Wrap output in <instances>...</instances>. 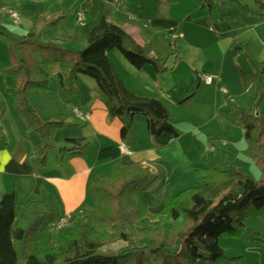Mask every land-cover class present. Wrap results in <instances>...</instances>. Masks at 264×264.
I'll return each mask as SVG.
<instances>
[{"label": "crops", "instance_id": "0c3cea01", "mask_svg": "<svg viewBox=\"0 0 264 264\" xmlns=\"http://www.w3.org/2000/svg\"><path fill=\"white\" fill-rule=\"evenodd\" d=\"M114 2L0 0V31L8 35L0 36V67L12 59L7 41L17 43L26 35L33 17L56 13L57 22L40 27V42L79 52L101 17L114 9ZM214 4L212 17L207 0H122L111 17L140 45L154 37L152 54L167 58L168 69L159 72L150 64L137 68L118 49L109 52L119 76L132 92L157 98L168 108L178 130L176 137L168 133L149 135L146 117L137 115L130 136L122 138L121 121L109 116L96 81L81 74L72 83L69 74L55 63L44 69L50 82L48 91L76 94L79 99L76 97L72 103L71 113L77 106L89 115L86 122L67 120L62 129L73 127L62 138L60 147L73 146L66 142L68 138H82L88 145L84 153L66 150L73 166L65 171L62 162L56 172L46 176L44 166L31 163L32 156L37 155L35 144L40 135L27 129L5 90V86L14 84V79L0 73V200L5 192L13 191L20 216L29 200L48 204L53 194L60 199L64 216L87 214L98 225L101 221L92 216L93 198L85 194L80 199L75 194L76 184L80 182L83 190L94 173L109 174L116 162L146 165L152 170V184L140 195L150 216L162 209L168 195L203 184L195 168H226L235 163L257 173L256 163L245 152L247 142L234 106L252 109L255 115L264 117V0H214ZM8 9L17 10L20 18L12 17ZM172 33L176 38L170 37ZM242 71L255 76L246 88ZM202 74L212 75L213 81L206 82ZM50 101L59 104L57 97ZM34 107L42 112V118L58 113L36 104ZM52 144L56 145L54 141ZM48 206L57 214L55 206ZM247 221L253 232L222 239L228 259L221 264H264V214ZM237 256L244 261L230 260Z\"/></svg>", "mask_w": 264, "mask_h": 264}, {"label": "trees", "instance_id": "16d2710c", "mask_svg": "<svg viewBox=\"0 0 264 264\" xmlns=\"http://www.w3.org/2000/svg\"><path fill=\"white\" fill-rule=\"evenodd\" d=\"M121 2L115 0L114 9ZM207 4L210 15L215 16L214 0H207ZM114 9L101 17L79 52L40 42V27L57 22L56 13L33 17L31 30L17 39L19 56L12 54L10 63L0 67L2 76L14 79V84L5 86V90L11 95L15 110L27 129L40 135L37 154L40 148L51 146L52 135L64 128L70 118L63 113L42 118L26 100L32 90L50 89L44 69L55 63L69 74L72 83L81 74L96 81L109 116L121 121L122 138L130 136L137 115L146 117L149 135L178 136L172 115L163 102L132 92L109 57L112 49H118L137 68L150 64L159 72L168 69L167 58L152 54L155 38L146 45L138 44L112 20ZM1 35L8 37L2 31ZM236 48L242 49V46ZM254 77L242 71L245 88ZM261 100L262 97L258 104ZM234 111L247 142L245 152L260 168L259 178L247 174L235 163L226 168H197L203 184L168 195L162 209L150 216L140 195L152 184V170L141 164L116 162L111 173L96 172L90 179L101 222L97 225L91 216H77L69 230L56 236L49 235L48 231L54 228L59 233L56 226L59 220L46 201L29 200L18 216L15 193L7 191L0 200V264H145L152 260L161 264H221L228 259L222 239L240 238L253 232L246 219L264 214V117L237 105ZM66 142L73 146H63L61 150L78 149V153H84L88 145L82 138H68ZM45 159L46 155L39 158L34 154L31 163L43 167ZM160 220L172 222L167 238L157 229L156 223ZM138 222L147 223L138 232L143 240L136 246L129 228ZM116 245L120 246L116 248ZM230 260L244 261L239 256Z\"/></svg>", "mask_w": 264, "mask_h": 264}, {"label": "rangeland", "instance_id": "374dc122", "mask_svg": "<svg viewBox=\"0 0 264 264\" xmlns=\"http://www.w3.org/2000/svg\"><path fill=\"white\" fill-rule=\"evenodd\" d=\"M8 42V46L10 47V53L11 55L12 54H16L17 56H19V49H18V45L16 42H12L10 40L7 41ZM3 45V44H2ZM1 48L3 46H0ZM5 47V46H4ZM60 80V79H59ZM33 92H36L35 96L33 97V100L31 98V95ZM47 93V94H46ZM67 93V92H66ZM62 95L60 94L59 91L55 90L53 92H50V91H41V90H32L30 91V93L26 96V100L27 102L30 104L31 107H34L35 104L38 106V107H43L42 109L43 110H47L48 112H58L56 115H59L60 113H63V114H69L70 116V120L75 122L77 121L79 118H77L76 116H71V110H70V107L72 105V103L75 102V98L77 97L79 99V96H77L76 94H71V95ZM53 97H57V102L59 103L58 105L57 104H52V101H50V99ZM35 102V104H34ZM38 110V108H37ZM41 110V109H40ZM39 112V110H38ZM42 114V112H40ZM39 113V114H40ZM44 113V112H43ZM40 114V116H41ZM55 115V116H56ZM42 117V116H41ZM78 126V125H77ZM75 126V127H77ZM71 127L73 126H69V128H66V129H58L56 130V132L52 135L51 137V142L54 141L56 143L55 146H53V144H51V146L47 147L46 148H40V150H38V154L37 156L39 158H42L44 155H46V159H45V175L46 176H49L50 173H54L57 171L58 169V166L59 164H61L63 162V165H64V170L67 171V168L70 166L72 167L73 165L71 164V158L72 156L69 154V152H67L66 150H61V147L60 145L63 143V140L62 138H65V136H68L67 135V131H71ZM35 135H37L36 132H33ZM56 138V139H55ZM37 150V144H35V151ZM255 163V162H254ZM86 164V163H84ZM256 165V164H254ZM80 166L82 165H78L77 167L79 168ZM257 167V170L258 172L255 173L253 169H247L245 168V172L255 178H259L260 177V168L258 166ZM197 168H195V171H196ZM77 186V190H75V194L77 196L80 197V199L83 198V196L86 194V198H89V199H92L93 196H92V192H91V185H90V182H88V184H86V188L84 187V189L82 190V187L83 185L80 184V182L78 184H76ZM50 206H55L57 208V218L58 220L66 217L68 219V221L70 222V225L68 227H64V228H59V233H55L54 231V228H50L49 231H48V234L52 236H56L64 231H67L69 230V228L71 227V224L74 222V220H76V217L77 216H83V215H87V214H78L75 218H72L71 216L70 217H67V216H64V213H63V210L61 208V204H60V199L57 198L55 195H51L50 199H49V203H48ZM47 204V205H48ZM49 207V206H48ZM51 208V207H49ZM93 213H92V216L94 218H96L98 221L101 220V217H100V214L97 212V210L93 207H91ZM19 215V214H18ZM147 222H138L135 227L133 228H129V231L133 234L134 236V243L136 246H139V244L142 243V240L143 238L142 237H139L138 236V232L139 230L144 226L146 225ZM248 223L247 219H246V224ZM172 225V222L171 221H166V220H160L156 223V226H157V229L164 233L165 237L167 238L168 235H169V232H170V227ZM248 225V224H247ZM52 227V226H51ZM224 238H228V237H224ZM120 245H116V248H118ZM145 264H161L160 262L158 261H149V262H146Z\"/></svg>", "mask_w": 264, "mask_h": 264}, {"label": "built area", "instance_id": "2783aa9c", "mask_svg": "<svg viewBox=\"0 0 264 264\" xmlns=\"http://www.w3.org/2000/svg\"><path fill=\"white\" fill-rule=\"evenodd\" d=\"M8 12H9V14L12 16V17H14L15 19H19L20 18V14H19V12L17 11V10H15V9H8ZM83 19V17H79V20H82ZM170 37L171 38H176V34L175 33H172L171 35H170ZM202 76V78L206 81V82H208V83H210V82H212L213 81V76L212 75H208V74H202L201 75ZM73 114L77 117V118H79L82 122H86V121H88V119H89V115L87 114V113H85V112H83L79 107H74L73 108ZM123 149L124 150H128L127 149V147H123ZM146 166V165H145ZM70 225V222L68 221V219L66 218V217H64V218H62V219H60L57 223H56V226L58 227V228H66V227H68Z\"/></svg>", "mask_w": 264, "mask_h": 264}]
</instances>
